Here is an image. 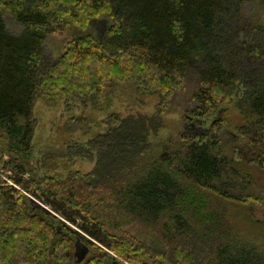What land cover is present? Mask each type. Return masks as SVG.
I'll return each instance as SVG.
<instances>
[{"label":"trees","instance_id":"16d2710c","mask_svg":"<svg viewBox=\"0 0 264 264\" xmlns=\"http://www.w3.org/2000/svg\"><path fill=\"white\" fill-rule=\"evenodd\" d=\"M250 1L0 0V264H264L227 207L264 205L249 170L264 173V24L245 14ZM62 32L64 52L47 55ZM126 82L158 93L156 111L109 114L104 132L69 144L92 170L38 172L37 100L70 111ZM177 90L197 105L179 140L149 157ZM227 99L244 119L234 140ZM91 128L85 115L66 123ZM78 239L90 247L81 262Z\"/></svg>","mask_w":264,"mask_h":264},{"label":"rangeland","instance_id":"374dc122","mask_svg":"<svg viewBox=\"0 0 264 264\" xmlns=\"http://www.w3.org/2000/svg\"><path fill=\"white\" fill-rule=\"evenodd\" d=\"M245 14L264 24V3L261 0H252L244 6ZM7 26L15 33L23 30V25L10 13L4 14ZM69 39L66 32L55 33L48 36L45 41L47 55L58 57L64 52ZM161 97L158 93H141L137 91L133 83H119L114 92L101 99L90 100L87 106L75 105L67 111L63 101L55 102L47 99L37 100L34 114L38 120V127L33 138L34 164L37 171L42 174L66 176L69 172L80 170L88 172L92 170L95 162L76 157L70 160L67 155V147L73 143H85L89 139L104 132L101 125L103 118L112 113L151 115L156 111V106ZM197 102L192 98L190 90H177L171 97L169 110L163 115L162 128L151 136L153 153L149 157H155L168 142L179 140L180 132L188 123L190 111L196 107ZM225 106L228 108L229 126L224 135L229 140L235 139V129L243 123V116L233 99H227ZM85 115L91 119L92 128L89 132L78 131L69 133L66 123L69 118ZM250 172L258 182L257 193L264 197L262 188L264 173L257 167L251 166ZM255 188V190H257ZM229 218L235 230L248 242L260 246L264 251V205L257 202L240 204L228 202ZM141 231L151 234L150 229ZM75 252V250H74ZM90 253V252H89Z\"/></svg>","mask_w":264,"mask_h":264},{"label":"water","instance_id":"95a60500","mask_svg":"<svg viewBox=\"0 0 264 264\" xmlns=\"http://www.w3.org/2000/svg\"><path fill=\"white\" fill-rule=\"evenodd\" d=\"M90 247L84 244L80 239L76 241L75 256L78 262L83 261L89 254Z\"/></svg>","mask_w":264,"mask_h":264}]
</instances>
